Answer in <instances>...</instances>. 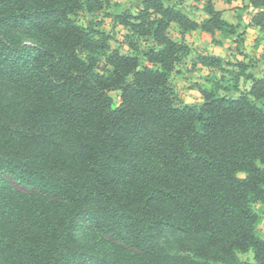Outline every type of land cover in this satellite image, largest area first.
Wrapping results in <instances>:
<instances>
[{"label": "trees", "instance_id": "obj_1", "mask_svg": "<svg viewBox=\"0 0 264 264\" xmlns=\"http://www.w3.org/2000/svg\"><path fill=\"white\" fill-rule=\"evenodd\" d=\"M249 5L264 39V0ZM101 7L0 0V264H264L253 208L264 205V75L241 62L239 95L196 84L198 103L172 83L191 53L173 25L185 37L233 35L240 23L212 0L200 21L144 0L115 16L136 39L122 53L89 17L73 18ZM165 230L175 250L159 243ZM250 250L254 262L237 258Z\"/></svg>", "mask_w": 264, "mask_h": 264}, {"label": "rangeland", "instance_id": "obj_2", "mask_svg": "<svg viewBox=\"0 0 264 264\" xmlns=\"http://www.w3.org/2000/svg\"><path fill=\"white\" fill-rule=\"evenodd\" d=\"M102 7L89 15L83 11L76 13L73 18L80 25H86V18L92 21V26L105 32L110 36V45L114 50L122 53H130V42H135L129 35L126 27L115 20L116 15L134 14L136 15L143 7L144 0H100ZM165 5L180 6L186 13L200 21L207 17L205 10L206 0H163ZM216 9L223 10L226 18L231 21H243L237 28V32L228 35L220 31L215 34L202 31H190L185 37L179 34L178 28L173 25L170 29L172 38L178 41H184L191 48V53L183 56L176 64L172 75V83L178 91L180 98L186 103H198L203 100L201 93L195 85H201L204 88L216 89L220 87V93L228 96H237L239 92L235 90V76L240 71V63L249 64L250 69L255 74L264 72V39L258 29L252 28L249 24L255 14V8L250 7L249 0H212ZM248 27V31L246 28ZM131 37V35H130ZM148 43L139 40V49L147 46ZM212 54L222 56L224 65L221 68H210L203 66L198 60L199 56ZM105 64L103 60L101 67ZM250 71V70H249ZM251 72V71H250ZM248 81L241 79L239 87L246 89ZM116 104L120 103V92L110 93ZM240 176L245 173L240 172ZM254 211L258 214L257 234L264 238V205L257 202L253 205ZM177 234L165 230L158 238L159 243L165 246L168 251L175 250L174 242ZM237 258L240 261L254 262V252H237Z\"/></svg>", "mask_w": 264, "mask_h": 264}, {"label": "crops", "instance_id": "obj_3", "mask_svg": "<svg viewBox=\"0 0 264 264\" xmlns=\"http://www.w3.org/2000/svg\"><path fill=\"white\" fill-rule=\"evenodd\" d=\"M247 1H248V0H247ZM248 4H249V2H248ZM250 7H253V6H250ZM253 8H254V7H253ZM221 11L223 12V10H221ZM255 11H257V10H255ZM223 17H224L227 21H229L230 23H233V24L241 23V26H243V21H239V18H237V22L231 21L230 19H228V18L225 17L224 12H223ZM249 24L251 25L252 28L258 29V31H259V28H258V27L253 26V24H252V20H251V22H250ZM246 31H248V27L246 28ZM259 33H260V32H259ZM250 71H251L254 75L258 76V77H262V76L264 75V72H263L262 74H255V72H253L251 69H250ZM248 83H249V85L246 86V88H249L250 85H251V82H250V81H248Z\"/></svg>", "mask_w": 264, "mask_h": 264}]
</instances>
